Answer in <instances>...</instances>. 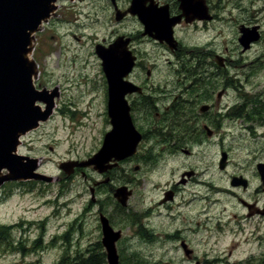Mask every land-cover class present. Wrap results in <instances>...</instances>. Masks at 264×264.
<instances>
[{
	"label": "flooded vegetation",
	"instance_id": "1",
	"mask_svg": "<svg viewBox=\"0 0 264 264\" xmlns=\"http://www.w3.org/2000/svg\"><path fill=\"white\" fill-rule=\"evenodd\" d=\"M249 1V6L259 4L257 0ZM263 8L251 12L244 0H57L54 3L51 16L33 36L30 58L36 63V72L32 78L39 92L35 106L42 112L51 111L49 118L55 114L76 115L77 109L71 107L73 98L68 94L63 97L68 82L50 84L48 67L38 62V58H52L55 53L61 64V51L69 52L72 46L81 57L92 56V61L98 63L99 78L91 77V71L80 74L84 84L80 96L85 97L87 92L90 103L98 101L101 106L100 143L91 155L106 149L111 131L122 129L118 120L125 121L131 139L102 162V208L95 213L99 238L83 249L66 232L62 235H58L59 230L54 232L48 243L53 245L58 241L67 254L53 259L51 264H111L110 250L116 256L114 264H146L139 257L137 246L160 241L183 250L182 261L189 264H204V261L264 264V161H254L256 180L251 175L229 172L233 164L231 148L222 144L218 164L219 171L229 175L226 182L203 179L200 165L204 150L225 143L226 120L232 127L239 122L247 133L250 148L247 155L264 147V131L259 130L264 126V91L249 90L261 86V81H252V77L258 69H263L260 63H264V50L252 59L245 57L264 40L260 11ZM112 46L117 66L107 65L115 56L112 51L103 52ZM79 112L86 114L85 110ZM87 115L91 119L96 116L92 110ZM46 126L47 120L40 128ZM34 158L36 164H32L36 169L32 173L44 174L39 170H45L43 164L47 160ZM80 171L81 167L77 166L69 174L64 171V176L68 179ZM141 198L149 201L148 206L140 208ZM202 198L207 199L204 206ZM87 202V205L97 204L94 194L91 203ZM210 204L221 206V216L214 227L222 230L227 226L230 234L240 235V240L230 241L227 254L199 259L187 241L186 232L192 219L193 225H203L201 220L211 211ZM88 207L78 215L89 211ZM210 219L208 215L205 220ZM43 220L34 224H42ZM25 221H17L15 226L21 228ZM47 227L43 224V233ZM23 235L19 236L23 238ZM251 235L259 237L263 247L254 258L249 251H243V244H250ZM21 243L14 245L18 247ZM19 250L23 252L24 248Z\"/></svg>",
	"mask_w": 264,
	"mask_h": 264
},
{
	"label": "rangeland",
	"instance_id": "2",
	"mask_svg": "<svg viewBox=\"0 0 264 264\" xmlns=\"http://www.w3.org/2000/svg\"><path fill=\"white\" fill-rule=\"evenodd\" d=\"M244 1L251 12L264 7V0H257L258 5L253 3L250 6L248 5L251 3L249 0ZM85 3H88V1H85ZM263 9L259 10L263 12L261 16L264 20ZM88 20L86 19V22ZM73 24V22L70 23V29ZM101 36L102 31H100ZM234 44L235 49L238 51L240 46L237 40ZM46 45L48 46V44ZM263 50L264 40L255 46L252 51L246 53L245 57L252 59ZM38 53L39 51L36 52V54ZM61 55V64L55 53H52V58H46L45 56H42L41 59L38 58V62L41 66L48 67L50 72L48 82L50 84H64V80L68 82L65 85L68 89L64 91L63 97L68 94V97L75 100H71V107L76 108L77 112L74 117L72 115L55 114L47 120L46 127H39L38 131H32L25 136L20 152L32 157L46 159L47 162L43 164V167H46L45 170L41 169L39 171L43 172L49 179H42V182L35 180L25 185L6 183L0 189V264H51L53 259L67 254L61 249L58 241L54 242L53 245H50L47 241L58 230V235L66 232V235L72 237V240L79 241L83 249L99 238L95 213L97 209L102 208V173L91 165L80 166L81 171L75 175L72 173L67 179L64 176V171L59 166L62 161L75 160L76 158L78 160L88 159L97 150H94V148L100 143L101 132L98 124L100 123L101 106L98 101L91 104V98L87 92L85 97L80 96L81 89L84 87L81 80L83 77L80 74L87 71L90 74L91 71V77L99 78L98 63L96 60L92 61V56L85 55L86 57H81L78 50L72 46L69 52L62 50ZM74 57L76 59H73ZM34 65L36 66L35 62ZM260 65L263 66V69L257 70L252 77V81H261V86H252L249 89L252 93L264 91V63H260ZM63 71H65V74H61ZM67 79H70V82ZM242 79H244V76ZM78 95L81 100H78ZM83 98L87 100H82ZM73 108L71 109L75 112L76 110ZM80 109L85 110L86 114H81ZM90 110L96 114L95 118L93 117L94 119L89 118L87 115ZM82 121L85 123H82ZM224 127L228 131L224 140L225 143L219 141L217 147L213 146L211 149L202 152L200 165L204 172L203 179L226 182L229 178L228 174L219 171V150L224 144L231 148L230 153L233 164H231L232 167H230L229 172L234 171L251 175V178L256 180L258 176L255 175L256 166L254 161L256 159L264 161V147L252 148L255 154L247 155V151L250 150L247 133L240 127L239 122H236L235 126L232 127L231 123L226 120ZM259 130L264 131V126ZM26 146L29 150L26 149ZM251 157L252 160H250ZM191 162L194 164L193 159H191ZM4 172L9 174L7 171ZM92 189L97 204L90 202ZM57 199H59V202L56 201ZM87 201L91 205H87ZM56 202L59 204L58 208ZM139 202L140 208L149 204L148 200H142V198ZM206 202L207 199L202 198L203 206ZM215 205L210 204L209 209L211 211L209 210L206 213L207 215L204 214V217H202V226L193 225V219L190 224L188 223L191 228L186 232L187 241L190 242V247L194 249V253L199 259L206 257L212 259L218 255L227 254L228 249L226 247L230 241L233 242L234 238L240 240V235L230 234L231 230L227 226L222 230H217L214 227L217 218L221 216V206L217 208ZM87 206H89L87 208L89 211L79 216L78 214L83 212ZM232 209L233 207H230V210ZM208 215L211 216V219L206 222L205 219ZM22 219L32 222L26 223L25 221L23 225H20L21 228L16 227L15 223ZM40 219H44L42 224H34V221ZM43 224L48 226L46 233H43ZM127 234L132 233L127 232ZM19 235H23V238ZM58 237L60 238V236ZM259 240V237L253 238L251 235L250 244L248 246L243 244V251L245 253L249 251L252 258L258 256L263 250ZM18 241H22V243L17 247L14 243ZM20 247L24 248L23 252L19 250ZM137 248H139V257L146 264H166L167 262L170 264H189L187 261H182L185 252L169 242L160 241L152 245L144 243L138 245ZM129 253H132L130 248ZM211 263V261H204V264ZM217 263L221 262H214V264ZM190 264L192 263L190 262Z\"/></svg>",
	"mask_w": 264,
	"mask_h": 264
},
{
	"label": "water",
	"instance_id": "3",
	"mask_svg": "<svg viewBox=\"0 0 264 264\" xmlns=\"http://www.w3.org/2000/svg\"><path fill=\"white\" fill-rule=\"evenodd\" d=\"M56 1L0 0V184L10 178L22 179L33 175L23 169V157L15 151L20 135L36 127L39 119H47L51 111L42 112L34 104L39 92L35 90L32 79L35 72L34 61H31L27 54L32 50L34 33L50 16ZM114 49L112 46L103 52L112 51L116 56ZM115 56L107 65L117 66ZM124 122L118 120L117 123H121L122 129H115L108 134V144L104 151L101 148L82 162H64L61 168L69 174L75 166L93 164L95 169L102 172V162L107 161L111 154L122 149L131 139ZM3 168H8L10 175L3 177ZM107 240L111 242L108 238ZM109 256L111 264L116 263L114 252L110 250Z\"/></svg>",
	"mask_w": 264,
	"mask_h": 264
},
{
	"label": "bare ground",
	"instance_id": "4",
	"mask_svg": "<svg viewBox=\"0 0 264 264\" xmlns=\"http://www.w3.org/2000/svg\"><path fill=\"white\" fill-rule=\"evenodd\" d=\"M27 55L30 57V54L29 53ZM15 153H19V152L18 151H15Z\"/></svg>",
	"mask_w": 264,
	"mask_h": 264
}]
</instances>
